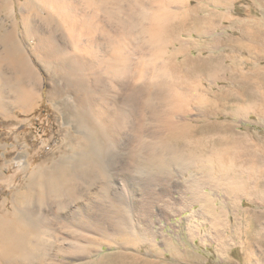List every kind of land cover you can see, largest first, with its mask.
<instances>
[{"label":"bare ground","instance_id":"6f19581e","mask_svg":"<svg viewBox=\"0 0 264 264\" xmlns=\"http://www.w3.org/2000/svg\"><path fill=\"white\" fill-rule=\"evenodd\" d=\"M15 2L18 6L19 31L14 23L15 10L9 9L8 6L9 4L10 7H14L13 1L0 0V10L11 16L9 21L12 23L11 28L0 34V47H2L0 63H7L14 69L17 65L21 66L24 79L22 76L19 78L24 81L28 78L29 84L31 79L34 85L25 82L23 94L20 97L14 95L17 100L10 101L9 107L0 98V119L8 118L9 116L6 115L16 105H22L23 112L27 115L31 113L29 103L36 97L34 90L40 84V77L20 46L19 38H22L26 46L30 45L31 40H36V45L31 49L34 53L37 54L42 50L47 56L53 54L58 61L60 56L55 55L54 48H59L61 58L66 56L72 63L71 71L75 73L74 82L77 85L75 88L77 89L78 136L67 133L63 141L64 147L59 156L51 161V165L45 167L40 163L34 169L25 182L26 186L17 189L11 196L9 212L4 210L6 201L0 204V264H68L65 261L67 257L85 260L77 264H101L91 257V240L87 236L90 232L98 233L106 240L102 245L119 249L111 237H123L133 233L128 229L125 220L118 221L121 228H107L101 224L102 220L99 218L90 219L87 206L90 203L88 198L93 194L108 202L113 194L127 193H125L126 183L124 184L123 180L111 179V165L123 153L122 136L130 139L132 147L127 148L130 153L127 157L129 156L139 172L146 171L153 174L154 178L161 177L160 174L166 173L169 169L170 159L167 158V152L172 154L176 164L185 165V170L181 171L187 169L194 171L195 174H190L183 182L184 188L189 189L194 193V197H197L192 206H200L199 211L205 212L210 220L209 222L204 219L209 222L210 230L215 231L216 235L214 234L215 238L213 237L212 240L218 253L225 251L228 235H231L230 239H232L233 234L241 235L237 237L238 239L234 237L232 240L236 238L238 241L234 244L240 249L243 264H250L251 255L258 249L264 251V223H260L258 217L251 219L246 217L245 222L241 224L238 223L234 212L226 213L222 219V216L218 215L220 212L208 208L213 194L210 195L208 191L212 192V187H221L238 198L240 205L237 210L235 209V213L246 215L247 211L242 209L243 202L252 205L255 197L260 198L263 195L264 181L260 182L257 179L251 183L253 179L250 177L251 168L255 166L253 164L262 158L252 156L253 158L244 159L238 154L234 155V159L230 158L232 161L226 158L225 163L231 165H234L233 160L237 163L238 161L241 163L242 160L251 162L246 165L247 167L245 166L246 168L243 167L244 164H240L238 173L245 174L246 177L241 175L245 179L236 180L234 177H237L235 176L237 172L234 170L237 167L235 168L234 165L233 170L230 164L227 166L224 163L225 152L229 155V151L224 152L220 147L222 150L217 148L208 152L207 148L201 145L203 135L216 130L218 125L206 124L197 127L188 121L186 108L192 101L206 108L207 118H217L220 116L219 113L223 114L226 111L227 105L238 103L234 92L219 85L234 83L233 80L236 78L233 79V76L237 75L235 73H238V70L234 61L228 65L225 64L226 61L220 59L217 62L209 61L211 64L208 67L213 70L212 77L217 75L218 78L211 83L208 81L210 85L207 89L203 88L202 82L192 85L185 80L171 77L172 74L180 73L181 66H186L189 62L188 56L183 58L185 60L180 63L181 65L176 64L175 61L174 63L172 56L166 57L167 41L163 39V26L175 15L172 5L179 0H16ZM42 14L45 15L42 19L44 22L56 25L60 31V44L56 47H53L54 44L56 45L54 39L45 38V35L43 36L45 39H42V35L40 36V32L37 31L38 25L36 26L35 20ZM202 21L215 28L213 15H207ZM38 24L40 26L39 22ZM1 29L4 27H0ZM194 32L179 36L180 38H183V35L192 36ZM229 42L227 39V44L224 45L230 47ZM32 85L33 88H30ZM246 86L239 87L241 93L246 94L245 97L248 96V99L254 98L250 90L244 89ZM21 89L20 87V91ZM38 106L39 102H36L33 107ZM148 120L154 127L152 131L146 133ZM11 121L18 122L14 117ZM215 140L214 144H218V147L223 142L221 137ZM1 147L4 148L3 145H0ZM25 151L27 152L28 149L26 148ZM26 155L18 152L16 156V160L22 162L23 170L26 168ZM123 157L125 158L124 155ZM201 162L207 166L204 168L205 164L202 165ZM201 170L205 172L202 183L196 177ZM231 174L234 175L233 179L231 177L229 179L231 181L224 182V179L230 178ZM260 177L264 178L263 172ZM6 183H10V178L5 177L0 169V186ZM41 204L46 205L44 209ZM201 218L203 217L200 216ZM222 226L225 227V234L222 233ZM239 229H241L240 234ZM150 236L153 235L141 232L137 238V248H144L145 257L162 259L165 253H169L173 258L179 259L181 264H185L190 258V254L185 251L180 252L171 239L163 240L164 252L161 251L156 245L155 238L150 239ZM229 245L231 244H228V247ZM145 257L118 252L108 256V264L157 263Z\"/></svg>","mask_w":264,"mask_h":264},{"label":"rangeland","instance_id":"374dc122","mask_svg":"<svg viewBox=\"0 0 264 264\" xmlns=\"http://www.w3.org/2000/svg\"><path fill=\"white\" fill-rule=\"evenodd\" d=\"M12 1L14 7H10L9 4L8 6L9 9L13 8L15 10L16 15L14 16V20L18 21L16 28L19 31L18 6L17 2H15L16 0ZM188 2L189 0H179L178 4L174 3L175 5H172V10L173 12L175 10V15L163 26V39L167 41V45L165 46L166 57L172 56L171 59L178 65L184 62L185 59L183 58L185 56H188L189 60L186 66H181L182 70L179 71L180 73L176 72L177 74H172L171 77L177 80H185L192 85L202 82L203 88L207 89L211 81L218 78L217 75L212 77L213 70H210L208 65L211 64L210 62H217L220 59L226 61V65L234 61L239 74L235 73L237 75L233 76V79L236 78L239 82L235 79L232 84H219L222 87L224 86L226 90H230L236 94V98L238 99L236 105H227L225 107L226 111L223 114L219 113L220 116L217 118H207L205 117L206 108L192 101L186 108L187 119L197 127H203L206 124L218 125L216 130L203 135L201 145H204L203 147H206L208 152L212 151V149L215 151L217 148L219 150L223 149L224 152L228 150L230 153L228 152L229 155H227V152H225L224 163L226 158L232 161L235 154L242 156L244 159L253 157L262 158L260 161H255V164H253L255 166L250 171V177L253 179L251 183H254L257 179L262 182L264 178H261L260 175H262V172L264 173V0H190V3ZM218 5L220 7H215ZM207 13L214 16L215 28L203 23L204 17L209 15ZM44 16L42 14L41 17L35 20L36 26L38 25L36 27L37 31L40 32V36L42 35V37L45 35V38L50 37L54 39L55 42L52 41V43L54 42L56 45L54 44L53 46L52 44V46L56 47L60 44V31L56 25L44 22L42 20L45 18ZM6 19L9 20L10 17ZM44 23L47 25H44ZM191 31L197 32H194L192 36L183 35V38H180V34H188ZM45 38L43 37L42 39ZM19 39L20 46L26 55H28L30 63L35 66L40 77L39 90L41 103L35 109V112L27 118L23 119L22 116H15V120L17 118L18 122L0 120V145L4 147L0 148V169H2L5 177L10 178V183L0 186V204L6 201V209L4 208V210H7V212H9L11 207V196L17 189L26 186L25 182L34 169L40 163L41 166H50L51 161L53 162L59 156L64 147L63 141L65 140V135L70 133L72 136H78L77 89L75 88L77 85L74 82L75 73L71 71L72 63H70V59L66 56L61 58L59 48H54L56 51L55 55L58 56L59 54L60 56H58V61L56 60L57 57L55 59L53 54L48 55V58L46 54H43L42 50L36 54L31 50L36 45V40H31L30 45L26 46L22 38ZM227 39L230 41L231 48L224 45V43L227 44ZM190 49L192 50L189 55ZM1 52L2 49L0 50ZM178 55L180 56L176 58ZM1 67V72L4 76L2 77H9L10 69L5 65H1ZM210 73L211 75H209ZM182 75L184 76L182 77ZM242 85H247L244 89L250 90L254 98L252 97L251 99L249 97L248 99V96L245 97L246 94L241 93L239 87ZM215 92L217 91L215 90ZM239 94H242L241 96L245 98H241ZM153 127L148 120L146 123V133L152 131ZM217 137L223 138V142L219 147L218 144H214ZM122 138L124 140L121 139L123 153L111 165L113 177L111 179L123 180L124 184L126 183L125 189L127 187L125 193L127 192L129 195L127 193L125 195H120L119 193L117 195L113 194L111 196L113 200L105 202L97 194H93L94 197L90 195L88 198L90 199V203H88L87 207L88 214L91 216L90 219L99 218L102 220L101 224L107 228H121L122 226L118 221L125 220L128 229L133 233H129L123 237H111L116 246H119V249H116L102 245L106 240L100 234L90 232L87 236L91 240L90 252H92V259L97 260L101 264H108V256L118 252L145 257L144 248L138 249V245L136 244L138 243L137 238L139 234L141 232H148L149 235H153L150 236V239L155 238L156 245L161 251L164 252L165 241L163 240L171 239L174 246L176 245L175 247L180 252H188L190 258L188 259L189 261L186 260L185 264H243L240 249L238 245L234 244L235 242L238 243L237 239L241 235L237 234L235 236L233 234L232 239L238 237L234 240L230 239L231 235H228L229 243L227 241L225 251L218 253L213 241L215 231L212 229L211 231L209 228L210 220L207 218L205 212L199 211L200 206H192L195 204L194 199L196 196L194 197L193 192L184 188L185 183L183 182L189 178L190 174H195L194 171L189 169L181 171L185 170V165H181V163L176 164L173 161L174 159H172V154L167 152V158L168 160L170 159L169 161L167 160L169 169L166 173L162 172L160 174L161 177L154 178L151 173L146 171L139 172L134 163L129 159V156L127 157V155H130L127 148L129 146L132 147L130 139L123 136ZM26 148L28 149L27 152L25 151ZM18 152L24 155L28 154V156L26 155L27 163L24 170L22 162L16 160ZM231 157L232 159H230ZM45 161L46 163H44ZM233 161L232 164L235 165V168L237 167L235 170L234 165L229 164L232 166L234 172H237L235 173L237 177L231 174L230 178L224 179V182L231 181L229 179L232 176L236 180H242L246 177L245 174L238 173V168L240 164H244L243 167H245L251 162L247 160H242L241 163L239 161L237 163L236 160ZM201 164L204 165L205 163L201 162ZM225 164L229 166V164ZM205 166L207 164L203 167L205 168ZM201 172L198 174L199 176L196 175L200 179V183L205 179L204 170H201ZM213 174L216 175L214 172ZM238 176L240 179H238ZM198 179L196 182H198ZM154 183L156 184L154 185ZM212 189V192L207 190L209 194L213 193L208 208L210 207L212 211L220 212L218 215L222 216V219L226 213L233 214L232 212H234L237 215L238 223L242 224L245 222L246 217L248 219L258 217L259 222L264 223V191L262 197H255L252 205L244 201L242 209L247 211V214L238 215L235 213L237 207L239 208L240 205L237 200L238 198L227 193L221 187H212ZM231 195L232 198H230ZM45 206V204H41L42 209ZM200 216L203 218L200 219ZM204 219H207L209 222ZM221 230L225 234L224 226H222ZM238 231L240 234L241 229ZM152 232L153 234H151ZM228 244H231L232 246L229 245V247L232 248H229ZM121 245L124 247H121ZM100 246L102 247L100 248ZM261 250L258 249L251 255L252 261L250 264H264V251ZM145 258L154 260L157 262L156 264H181L179 259L173 258L169 253H165L162 259L151 256ZM65 261L68 264H77L85 260L67 257Z\"/></svg>","mask_w":264,"mask_h":264},{"label":"crops","instance_id":"0c3cea01","mask_svg":"<svg viewBox=\"0 0 264 264\" xmlns=\"http://www.w3.org/2000/svg\"><path fill=\"white\" fill-rule=\"evenodd\" d=\"M2 12V13H1ZM0 27H4V29H1L0 30V34H4L5 33V31L7 30V29H9V28H11L12 26V23H11V21H9L10 19H11V16L9 15V14H7V12H3V11H1L0 10ZM7 17H10V19L9 20H7L6 18ZM4 20V21H3ZM2 21V22H1ZM17 22L18 21H16V20H14V23H15V25L17 24ZM11 23V24H10ZM2 49V47H0V50ZM24 53H25V51H24ZM26 54V53H25ZM27 57H28V55H26ZM3 66V65H5V66H7L9 69H10V76L9 77H7V78H3V77H1V76H3V74H2V72H1V70H0V72H1V74H0V98H2V100L4 101V103H5V105L7 106V107H9L10 106V101H12V102H15L16 100H17V98L16 97H13L14 95L16 96L17 95V97H20L22 94H23V89H24V86H25V82H26V84H29V80H28V78H27V81H24L23 79H24V73L22 74L21 72L23 71V69L21 68L20 69V67L21 66H19V65H17V66H15L16 68V70L14 69V68H12L9 64H7V63H3V64H1L0 63V66ZM1 68V67H0ZM15 71V72H14ZM20 73V74H19ZM16 76V77H15ZM19 76H22V78L20 77L19 78ZM16 79H15V78ZM17 78H18V80H17ZM14 79H15V82H14ZM19 79H21V81H19ZM17 80V81H16ZM12 81V82H11ZM19 81V82H18ZM33 80H31L30 79V83L31 84H33L34 85V83L32 82ZM10 82H11V84H10ZM22 82V83H21ZM14 83V84H13ZM15 83H16V85H15ZM21 83V84H20ZM31 84H29V85H31ZM33 85H32V87L30 86V88H33ZM14 86H16V87H14ZM20 87L22 88L21 90L22 91H20ZM36 90V91H35ZM34 90V92L36 93V97H34V99L29 103V107H30V109H32L31 110V113H30V115L32 114V113H34L35 112V109L37 108V107H33L34 106V104L36 103V102H39V105H40V103H41V98L39 97L40 96V90H39V86L36 88ZM10 91H12V92H10ZM13 92H15V94L13 93ZM19 95V96H18ZM38 96V97H37ZM35 98H37V99H35ZM40 98V99H39ZM39 99V100H38ZM32 107V108H31ZM17 108V109H16ZM20 108V109H19ZM14 110V111H13ZM22 111V112H21ZM9 116V117H8ZM15 116H22L23 117V119L24 118H27L29 115H27L26 113H24L23 112V106L22 105H16V106H14V107H12L11 108V111L6 115V117H8V118H6V119H0L1 121H10V122H13V121H11V119H13V117H14V119H15ZM12 117V118H11ZM11 118V119H10Z\"/></svg>","mask_w":264,"mask_h":264}]
</instances>
